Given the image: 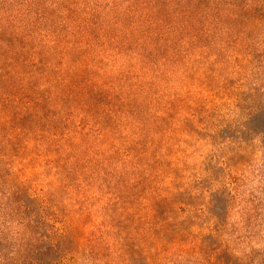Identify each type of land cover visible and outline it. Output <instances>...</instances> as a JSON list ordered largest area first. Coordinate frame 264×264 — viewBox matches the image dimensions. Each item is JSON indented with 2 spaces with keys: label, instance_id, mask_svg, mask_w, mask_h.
I'll list each match as a JSON object with an SVG mask.
<instances>
[{
  "label": "clouds",
  "instance_id": "9594fccd",
  "mask_svg": "<svg viewBox=\"0 0 264 264\" xmlns=\"http://www.w3.org/2000/svg\"><path fill=\"white\" fill-rule=\"evenodd\" d=\"M0 264H264V0H0Z\"/></svg>",
  "mask_w": 264,
  "mask_h": 264
}]
</instances>
